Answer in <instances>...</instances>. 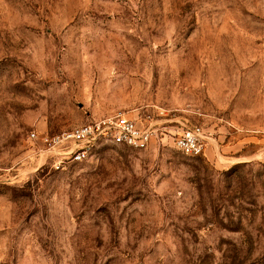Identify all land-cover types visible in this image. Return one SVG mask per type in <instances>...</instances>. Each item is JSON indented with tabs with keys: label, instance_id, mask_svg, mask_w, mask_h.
<instances>
[{
	"label": "rangeland",
	"instance_id": "374dc122",
	"mask_svg": "<svg viewBox=\"0 0 264 264\" xmlns=\"http://www.w3.org/2000/svg\"><path fill=\"white\" fill-rule=\"evenodd\" d=\"M152 107L204 155L33 160L30 132ZM0 264H264V0H0Z\"/></svg>",
	"mask_w": 264,
	"mask_h": 264
},
{
	"label": "built area",
	"instance_id": "2783aa9c",
	"mask_svg": "<svg viewBox=\"0 0 264 264\" xmlns=\"http://www.w3.org/2000/svg\"><path fill=\"white\" fill-rule=\"evenodd\" d=\"M139 113L132 116L115 112L54 135L30 132L27 138L34 150L33 160L38 167L46 165L58 171L86 161L99 148L143 151L160 143L164 136L184 156L204 155L210 137L200 125L180 124L175 130V112L164 115L161 109L152 107L140 109Z\"/></svg>",
	"mask_w": 264,
	"mask_h": 264
}]
</instances>
